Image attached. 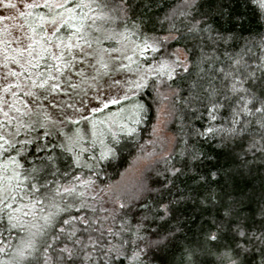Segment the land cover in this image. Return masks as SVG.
<instances>
[{
  "label": "snow or ice",
  "instance_id": "obj_1",
  "mask_svg": "<svg viewBox=\"0 0 264 264\" xmlns=\"http://www.w3.org/2000/svg\"><path fill=\"white\" fill-rule=\"evenodd\" d=\"M186 3L199 6V0ZM256 3L264 11V0ZM146 7L144 0H0V21H19L0 30L10 37L0 40L7 49L2 65L7 71L0 74L6 84L0 86L5 94L0 96V160L7 157L0 163V264H173L166 257L175 232L164 231L163 222L178 202L161 203L149 215L154 206L148 197L162 189L142 184L127 200L114 196L113 207H104L95 195L87 196L88 189L95 190V180L77 174L88 169L99 175L97 166L117 154L120 139L112 131L114 125L118 123L128 135L135 133L132 125L140 124L154 103L170 99L168 93L177 95L173 85L181 73L189 72L192 57L210 59L202 47L194 51L175 45L190 38L228 40L218 31L212 35L209 13L198 18L189 12L186 32L172 23L165 34H157L152 17L142 11ZM233 61L232 70L219 69L226 87L213 89L207 97L210 119L220 118L224 109L227 127L197 132L205 138L220 134L222 147L227 141L248 139L252 129L264 141V64L256 66L257 75L242 69L239 58ZM83 84L94 88L97 96L103 84L108 85L105 91L118 88L122 97L109 96L111 104L133 103L109 120L97 121L84 115L83 108L66 102L60 107L49 100L65 88L75 91ZM82 91L86 95L88 89ZM221 96L222 100L217 98ZM45 101L61 113L73 109L80 113L79 119L53 118L44 108ZM100 103L102 107L91 109L93 114L109 106L107 100ZM118 116L128 123H121ZM67 122L77 126L75 131L65 130ZM82 122L91 125L90 132L81 127ZM104 124L111 133L108 142L100 129ZM98 140L103 150L96 156L90 149L95 152ZM259 143L253 139L249 150H257ZM57 149L67 159L54 155ZM258 150L264 153V146ZM180 172L173 167L157 175L165 177L167 188L168 176ZM236 175L241 173L233 169L230 178ZM261 193L257 206L249 205L250 214L243 215L241 197L246 193L241 190L223 212L224 219L210 221L215 230L207 231V243L184 249V264H198L201 255L215 257L201 264H264V184ZM211 199L218 203L214 196Z\"/></svg>",
  "mask_w": 264,
  "mask_h": 264
},
{
  "label": "trees",
  "instance_id": "obj_2",
  "mask_svg": "<svg viewBox=\"0 0 264 264\" xmlns=\"http://www.w3.org/2000/svg\"><path fill=\"white\" fill-rule=\"evenodd\" d=\"M144 2L147 7L142 11L152 17L157 34H165L172 23L181 32H186L189 26L188 21L191 19L187 14L192 12L198 18L204 13H209V23L214 29L212 35L215 36L218 31L221 36L228 37L227 42L223 39L213 43L207 38L203 40L190 38L175 45L176 47L186 46L194 51L202 47L205 57H210V59L201 60L198 54L192 57L189 72L181 73V77L175 81L173 87L177 89V95L172 96L168 93L170 99L167 100L169 110L167 128L174 134L173 148L170 153L150 160L143 168L139 180H133L132 185L134 186L131 190H126V196L124 195L123 198L127 200L137 193L142 184H148L150 187L162 189L160 194L153 192L148 197V202L154 206L153 213L149 215L155 214L156 206L161 203L178 202L173 205L172 215L163 222V230L175 232L174 238L169 242L166 259L172 261L173 264H184V249L200 248L207 243L205 235L209 228H212L210 221L213 218L224 219L223 212L232 203V199L239 196L241 190L246 193L244 197H241L245 200L243 215L250 214L249 205L255 208L262 194L264 153H261L258 148L264 146V141L260 140L256 129L251 130L252 135L248 139L227 141L223 147L220 134H210L205 138L197 135V132H205L210 126L227 127L228 113L226 110L221 109L220 118L215 121L210 119L208 112L210 107L207 101L208 95L213 89H223L227 84V81L223 79V74L219 72L220 68H224L225 72L232 70L233 58H239L242 69L257 71V75L260 74L256 66L264 64V11L257 6L256 0H199L198 8H191L186 0H144ZM166 16L170 19H166ZM5 27L0 21V30ZM9 38L0 31V40ZM11 47L14 48L16 45L12 44ZM5 51L7 49L0 44V74L7 71L2 66L5 63ZM9 67L18 70L15 65H9ZM12 82H15L14 79ZM0 86L6 87V84L0 81ZM3 95L5 94L0 90V96ZM145 96L149 100L153 98L147 92ZM217 98L222 100V96ZM11 101L12 97L8 94L7 102L11 103ZM122 101L120 104L110 103L108 108L89 117L97 121H107L111 118H109L111 111L133 102L131 100ZM158 105L159 103L153 104L147 117L140 124L132 125L136 128L132 135L119 130L118 123L114 125L112 131H117L120 139L119 145L116 146L117 154L97 166L99 175L89 172L88 169L77 170V174L82 175L84 179L95 180V190L88 189V197L95 195L97 202L103 203L106 207L107 203L104 201L106 197L103 191L108 186L120 184L117 182L122 174L143 149L149 137ZM105 116H107L106 119H104ZM0 119H3L2 115ZM118 120L121 123H128L126 119ZM76 127L67 122L65 130L75 131ZM81 127L88 132L91 131V125L85 122H82ZM100 129L105 133V142L111 141V133L108 132L107 124L100 125ZM253 139L260 142L257 144V150H249ZM89 146L90 141L86 147ZM102 150L103 145L98 140L95 152L91 153L90 149V154L99 156ZM53 154L67 159V154L60 152L59 149ZM6 158L5 156L0 160V163H4ZM33 158L30 154L29 160ZM21 162L24 163L23 160ZM58 162L61 170H64V160L61 159ZM25 166H28L27 163ZM173 167L181 169V172L175 176H168L171 183L165 188L163 186L165 177L158 176L157 173L167 174ZM233 169L238 170L241 175L230 178ZM213 196L218 203L211 199ZM157 223L161 222L157 221ZM212 230L215 229L212 228ZM223 250L220 248V251ZM214 260V256L201 255L198 264Z\"/></svg>",
  "mask_w": 264,
  "mask_h": 264
},
{
  "label": "rangeland",
  "instance_id": "obj_3",
  "mask_svg": "<svg viewBox=\"0 0 264 264\" xmlns=\"http://www.w3.org/2000/svg\"><path fill=\"white\" fill-rule=\"evenodd\" d=\"M15 2V0H13ZM6 27L9 23H18L19 21L8 22V21H1ZM73 81L78 83V79L73 77ZM82 89H88L87 94L85 95ZM108 89L107 84H103L102 90L97 96L96 90L94 88L89 87V84H83L80 88L73 91L71 89L65 88L66 92H69L70 95H65L64 90L59 94H54L52 97H49V100L52 104H59L60 107H63L65 102L70 103L74 106V108H83L84 115L90 116L93 113L91 109L93 107H102L100 101L107 100L109 104L111 103L109 100V96H117L120 95L122 97V93L118 88H113L111 90L105 91ZM162 91H164L162 89ZM93 97H96L95 99ZM83 101V102H81ZM123 102V101H122ZM133 102L130 104L122 105L118 109L111 111L109 113V118L112 117L114 113H120L121 108L127 110L131 107ZM44 108L49 111L53 118L64 119L65 115L69 118L79 119L80 113L74 112L73 109L64 108V112L61 113L59 108H51L49 107V102H44ZM157 108H160L161 111L158 113L157 109L155 111V115L152 121L151 129L149 131V137L146 139V143L142 150H140L137 157H135L134 161L128 166L125 173L122 174L121 179L119 180L120 183L115 186H108L106 190L103 192L105 193L104 201L107 203L106 207L111 208L113 205L111 203V198L114 196H120L122 199L124 198L126 190H131L133 180H139V176L145 167V165L152 159L156 158L160 155H166L170 153L174 145V134L167 128V122L169 119V110L167 100L162 101L159 103ZM105 116L104 119H106ZM117 119H123V117L118 116ZM126 196V195H125ZM111 207H110V206Z\"/></svg>",
  "mask_w": 264,
  "mask_h": 264
}]
</instances>
